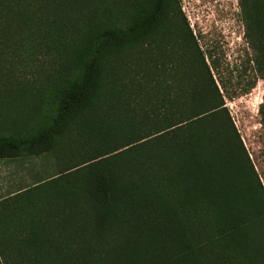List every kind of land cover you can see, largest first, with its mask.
Wrapping results in <instances>:
<instances>
[{"label": "trees", "instance_id": "16d2710c", "mask_svg": "<svg viewBox=\"0 0 264 264\" xmlns=\"http://www.w3.org/2000/svg\"><path fill=\"white\" fill-rule=\"evenodd\" d=\"M239 1L249 92L264 0ZM213 70L180 0H0V160H51L0 197V264H264V183Z\"/></svg>", "mask_w": 264, "mask_h": 264}, {"label": "rangeland", "instance_id": "374dc122", "mask_svg": "<svg viewBox=\"0 0 264 264\" xmlns=\"http://www.w3.org/2000/svg\"><path fill=\"white\" fill-rule=\"evenodd\" d=\"M183 11L204 51L212 49L221 74L213 70L226 103L264 183V127L259 108L264 102V78L244 92L255 77L254 54L245 37L246 26L239 0H180ZM211 63L210 58H207ZM224 82L225 86L222 84ZM51 167L47 158L0 160V197L24 184L35 174L45 175Z\"/></svg>", "mask_w": 264, "mask_h": 264}]
</instances>
